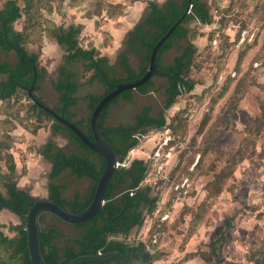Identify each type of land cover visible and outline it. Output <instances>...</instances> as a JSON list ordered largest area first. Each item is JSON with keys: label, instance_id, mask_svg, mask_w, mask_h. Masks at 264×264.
<instances>
[{"label": "rangeland", "instance_id": "rangeland-1", "mask_svg": "<svg viewBox=\"0 0 264 264\" xmlns=\"http://www.w3.org/2000/svg\"><path fill=\"white\" fill-rule=\"evenodd\" d=\"M5 1L0 0V10ZM18 1L23 17L15 29L25 34L26 48L39 55V68L47 71L37 96L54 109L59 96L53 83L66 55L65 48L53 39L58 27H81V46L95 48L113 65L124 48L119 47L126 33L146 17L148 3L162 5L167 0ZM204 1L212 24L194 21L187 25V43L192 42L197 50L189 73L196 85L194 91L164 110L167 80L155 77L153 93L138 96L135 92L137 98L132 102L119 99L123 106L112 119L113 126L129 128L142 109L150 106L153 117L164 115L167 121L165 129H149L138 137V145L126 158L127 164L137 159L147 163L142 187H150L152 196L158 197L156 208L144 211L142 227L134 229L127 242L144 243L151 264H264V0ZM178 54V48L167 52L163 64L172 63ZM129 59L138 72V58L130 55ZM0 60L16 63L13 54L1 50ZM69 68L80 86V101L88 94H103L98 81H89L93 73L87 72L84 64ZM119 72L126 77L122 69ZM25 103L29 109L33 105L32 101ZM76 113L77 119L87 116L86 103H81ZM32 121L29 126L34 137L18 124L12 130L16 141L12 153L19 175L8 179L19 184L20 176L25 175V188L38 179L46 188L51 168L39 154L54 136V128L52 120L43 115ZM36 127L45 130L40 140L35 138L40 132ZM63 145L65 142L59 141L58 146ZM68 153L81 155L72 144ZM0 170L8 173L4 163ZM63 178L67 200L89 194L90 180H79L69 170ZM0 187L6 194L2 181ZM52 221L65 233H73L75 238L79 235L70 224ZM0 223L5 235L17 237L18 216L5 209ZM65 241L63 238L59 245L64 246ZM186 255L191 261L183 263ZM3 259L7 255L0 252L1 263Z\"/></svg>", "mask_w": 264, "mask_h": 264}, {"label": "trees", "instance_id": "trees-1", "mask_svg": "<svg viewBox=\"0 0 264 264\" xmlns=\"http://www.w3.org/2000/svg\"><path fill=\"white\" fill-rule=\"evenodd\" d=\"M190 0H167L164 4L156 2L148 3V13L146 17L131 31L128 32L123 43V50L119 53L115 64H110L107 57L101 56L95 48L85 49L80 44L81 27L71 24L68 27L60 26L54 36L57 45L66 50L65 63L59 70V78L53 83L54 90L58 93V106L54 108L56 113L64 116L69 121L74 120L72 109L75 108L79 99L76 97L79 91V84L76 76L70 70V65L82 63L87 72H92L91 82L98 81L105 87V93L99 95H89L85 98L88 102L89 118L87 121L75 122L85 135L93 140L90 128V117L98 103L114 87L123 82H130L142 78L148 70L153 48L168 33V31L178 22L186 12ZM23 17L22 9L18 0L5 1L0 10V50L5 54H13L16 58L15 64L2 62L0 60V113L4 117L0 120V169L1 163L7 168L8 173L0 170V182L6 190V194L0 187V213L9 210L16 216L26 215L33 207L36 198L18 187L17 182L9 180L8 176H15L16 164L12 153L15 147V139L12 130L16 124L31 130L30 123L39 114L48 117L53 122L56 133L62 134L74 146L78 147L81 155H69L64 148H59L54 142H49L43 152V158L51 166L49 176V200L58 205L68 206L74 212H82L92 202L97 181L90 177L101 176L106 169V161L98 154L87 148L83 142L70 130L55 122L50 114L44 112L37 105L33 104L29 109L26 101H32L29 97V90L34 86V95L41 91V84L47 75L45 69L39 68L40 57L37 53L30 52L26 48V36L22 31L15 29V24ZM212 14L207 2L204 0H192L191 12L184 21L177 27L174 33L163 44L157 60L160 67V74L154 76L150 82L140 87L137 92L147 94L154 87L153 79L160 77L167 80L165 88L166 102L164 110H168L177 103V99L184 94H190L195 89V82L189 77L197 50L192 42H188L190 29L187 25L197 21L200 25H211ZM186 41V45L180 46ZM178 48L179 54L170 64H163V56ZM134 55L140 62L138 72L130 64L129 56ZM119 68L125 74V78L120 76ZM134 91H127L117 98L107 108L100 121V129L104 130V138L113 147L118 160L123 163L137 145V138H131V129L128 128H104V121L107 118L109 108L118 102L119 99L132 100ZM26 99V100H25ZM45 103V102H44ZM152 109L144 107L142 114L137 117V123L143 128L162 130L166 128L167 121L164 115L153 117ZM36 119V118H35ZM36 123V122H35ZM87 123V126L85 124ZM37 131L41 127L35 128ZM142 130L144 136L149 130ZM34 134V133H33ZM70 170L77 179H89L93 182L90 193L86 196L77 195L72 200L63 198L66 190L64 183H57L61 175ZM148 171V165L143 160H133L128 167L120 168L115 177L110 181L107 191V203L105 210L112 218L108 219L104 214H98L92 220L71 225L79 231V235L74 240H67L64 246L59 245L58 240L62 234L57 230L50 229L40 234L41 248L47 264H69L72 260L84 256L95 255L100 252L118 251L127 255L134 250H144L146 246L140 243L138 248L132 249L126 241L112 240V238H127L132 230L141 228L144 220V211L150 212L156 208L158 197L152 196L150 187L141 188ZM216 184V189L220 185ZM125 193V194H124ZM133 194L131 196L130 194ZM217 194L218 191H216ZM20 218V217H19ZM21 225L17 229V237L10 238L3 232V225L0 223V252L7 255L0 264H32L29 255L26 222L21 219ZM196 217L194 219V224ZM146 258L152 259L150 253ZM193 260V259H192ZM191 261V256L186 255L182 262ZM264 263V261H263ZM92 264V263H85ZM94 264H102L100 262Z\"/></svg>", "mask_w": 264, "mask_h": 264}, {"label": "water", "instance_id": "water-1", "mask_svg": "<svg viewBox=\"0 0 264 264\" xmlns=\"http://www.w3.org/2000/svg\"><path fill=\"white\" fill-rule=\"evenodd\" d=\"M191 8L192 0L189 1L186 12L181 19L175 23L168 33L153 48L150 64L145 75L134 81L117 84L114 87V90L108 93L95 107L90 117V128L93 134V140H90L85 133L77 127L75 122L69 121L64 116L58 115L53 108L40 101V99H38L33 93L35 85L29 90V97L33 104L37 105L44 112L50 114L55 122L73 132L87 148L100 155L106 161V169L101 176L89 174L90 177H93L97 181V187L92 202L82 212H74L68 206L58 205L54 201L46 198H37L33 202V207L26 215H19V217L26 222L25 231L27 232L28 249L32 264H47L43 256L40 240V234L44 231L41 222L44 214H49L54 218L72 225L86 223L101 213L107 216L108 219H112L105 210L107 203L106 191L110 181L116 175L118 164L120 162L113 147L103 136L104 130L100 129L101 118L112 102L122 94L127 91H137L140 87L150 82L154 76L160 74V67L157 60L158 53L166 40L171 37L177 27L191 12ZM45 231L47 232L49 230L47 229ZM107 260H118L121 264H127L124 256L117 252L84 255L72 260L69 264L98 263Z\"/></svg>", "mask_w": 264, "mask_h": 264}, {"label": "crops", "instance_id": "crops-1", "mask_svg": "<svg viewBox=\"0 0 264 264\" xmlns=\"http://www.w3.org/2000/svg\"><path fill=\"white\" fill-rule=\"evenodd\" d=\"M166 2V1H165ZM164 2V3H165ZM163 3V4H164ZM146 9V8H145ZM147 11H148V9H147ZM148 13V12H147ZM129 32V31H128ZM128 32L126 33V36H127V34H128ZM119 48H123V42H121V47H119ZM116 62V61H115ZM158 78H160V77H158ZM160 79H163V78H160ZM89 81H90V79H89ZM91 82V81H90ZM95 83V82H94ZM102 85V84H101ZM103 86V85H102ZM167 86V85H166ZM166 86H165V88H166ZM154 88V87H153ZM152 88V89H153ZM151 89V90H152ZM79 91H80V87H79ZM79 91H78V94L76 95V97L79 99ZM99 91V90H98ZM41 92V91H40ZM56 92V91H55ZM102 92H103V94L105 93V87L103 86V88H102ZM101 92V93H102ZM135 92H137V91H134V94L132 95V100L133 99H135ZM57 93V92H56ZM149 93H153L152 91H150ZM149 93H147V94H140L139 92H137V94H138V96H146V95H148ZM58 94V93H57ZM97 94H100V93H97ZM103 94H101V95H103ZM89 95H96V94H88L87 96H89ZM100 95V96H101ZM59 96V95H58ZM86 96V97H87ZM137 98V97H136ZM59 99V98H58ZM122 100H124L125 102H126V100L125 99H122ZM132 100L131 101H127V102H132ZM81 103H86V107L88 108V102L87 101H85V98H84V100L83 101H80L79 100V103H78V105L75 107V108H73L72 109V112H73V114H74V120H73V122H79V121H87L88 120V118H89V114L87 115V116H84V117H81V118H79V119H77V109L81 106ZM54 106H55V104H53ZM123 106V103L122 102H120V100H118V102L117 103H115V104H113L110 108H109V111H108V115H107V118L105 119V121H104V128L105 129H111V128H119V127H115V126H113V123H112V119L114 118V114L118 111V109L120 108V107H122ZM56 107V106H55ZM148 107H150V106H148ZM151 109H152V107H150ZM142 111H143V109H142ZM142 111H141V113L139 114V115H141L142 114ZM139 115H137V117L139 116ZM137 117H136V120H137ZM52 125H53V122H52ZM85 126H87V123L85 124ZM54 128V127H53ZM40 131V132H39ZM38 134H36V136H35V138L37 139V140H40L41 139V133L42 134H44V132H45V130H43V128H41L40 130H38ZM54 132V136L52 137V138H50L49 137V139L46 141V143H44L43 145H42V149H41V152H40V154H39V159H41L43 162H45V163H47L48 165H50V168L52 169V166H51V164L48 162V161H46L44 158H43V156H42V152H43V150H44V148H45V146L49 143V142H54L55 144H56V146L57 147H59V148H64L65 150H66V152L68 153V149H69V146H70V144H71V142L68 140V138L66 137V136H64V135H62V134H58V133H56L55 132V130L53 131ZM25 133H27L28 134V136H33V135H31V133H30V129L29 130H26V132ZM14 133H12V135H13ZM14 136V135H13ZM34 137V136H33ZM14 138V137H13ZM15 139V138H14ZM59 141H63V142H65V145H63V146H58L59 145ZM15 144H16V142H15ZM72 146H74L73 144H72ZM75 147V149L76 150H78V151H80L79 150V148L78 147H76V146H74ZM81 153V152H80ZM69 154V153H68ZM69 155H73V154H69ZM14 156V155H13ZM15 159V158H14ZM15 164H16V174L15 175H17L18 173H19V169H18V161H17V163L15 162ZM51 169H50V172L48 173V176H47V181H48V184L46 185V188H45V185H43V183L38 179V180H35V182H33L32 184H31V187L29 188H25V179H28L25 175H22V176H20L21 178H20V181H19V184H18V187L20 188V189H22V190H24V191H26V192H28L30 195H32L33 197H35V198H46V199H48L49 198V184H50V179H49V176H50V173H51ZM68 171V170H67ZM67 171H65L63 174H65ZM70 171V170H69ZM27 172H28V170H27ZM71 172V171H70ZM63 174L61 175V177L58 179V181H56L58 184L59 183H63ZM19 175V174H18ZM73 176V175H72ZM26 177V178H25ZM82 180H84V179H82ZM87 180V179H86ZM89 180V179H88ZM91 181V180H90ZM92 182V181H91ZM92 187H93V182H92V185H91V188H90V191H91V189H92ZM66 189H67V185H66ZM66 191V190H65ZM90 193V192H89ZM79 195V194H78ZM81 196H84V195H82V194H80ZM77 196V195H76ZM63 198L64 199H66L67 200V198H66V193L64 192V195H63ZM51 216V215H50ZM51 219H53L54 220V222H57V223H66V222H64V221H62V220H60V219H57V218H54V217H50ZM53 222V221H52ZM54 224V223H53ZM68 224V223H67ZM45 231V230H44Z\"/></svg>", "mask_w": 264, "mask_h": 264}, {"label": "flooded vegetation", "instance_id": "flooded-vegetation-1", "mask_svg": "<svg viewBox=\"0 0 264 264\" xmlns=\"http://www.w3.org/2000/svg\"><path fill=\"white\" fill-rule=\"evenodd\" d=\"M130 129H131V135H130V137L133 139V138H137V139H139L138 137H141V136H143L142 134H141V132H142V130H147V129H149V128H143L142 127V124H139V123H137V121H135V123H134V125L133 126H130L129 127ZM126 129H128V128H126ZM129 166V164H127L125 167H120V168H126V167H128ZM120 168H118V170L120 169ZM117 170V171H118ZM117 173V172H116ZM140 187L141 188H143L142 187V184L140 185ZM28 193V192H27ZM125 194V193H124ZM131 196H133V194L131 193L130 194ZM35 198V197H34ZM37 199V198H36ZM50 217H52V216H50L49 214H44V216L42 217V219H41V222H42V226L43 225H45V229H43V230H50V229H54V230H57L59 233H61L62 234V238H60V240H58V242L57 243H59V241H61L63 238H65V240L67 241V240H74V239H76L75 237H73V233H71V234H69V233H65L62 229H60L58 226H56V225H54L53 223H52V219L50 218ZM20 219V218H19ZM21 221V220H20ZM20 225H21V223H20ZM19 225V226H20ZM72 225V224H71ZM18 226V227H19ZM18 227H17V229H18ZM73 228H74V226H72ZM133 231V230H132ZM132 233V232H131ZM131 235V234H130ZM129 235V236H130ZM128 236V237H129ZM128 237L127 238H124V237H122L121 236V238H112V240H119V241H126V243L129 245V247L130 248H132V249H135V248H138V246L140 245V243H131V242H127V239H128ZM66 241H65V243H66ZM113 252H117V253H119V254H121L120 252H118V251H111V252H100V253H102V254H107V253H113ZM100 253H98V254H100ZM149 252L146 250V249H144L143 251L142 250H134V251H132V253H128L127 255H124V254H121L122 256H124V258L126 259V261H127V264H151V262L146 258V256H147V254H148ZM100 263H102V264H121L118 260H107V261H104V262H100ZM92 264H94V263H92Z\"/></svg>", "mask_w": 264, "mask_h": 264}, {"label": "built area", "instance_id": "built-area-1", "mask_svg": "<svg viewBox=\"0 0 264 264\" xmlns=\"http://www.w3.org/2000/svg\"><path fill=\"white\" fill-rule=\"evenodd\" d=\"M129 161V159H126V160H124V162L123 163H119L118 164V168H120V167H125L126 165H127V162Z\"/></svg>", "mask_w": 264, "mask_h": 264}]
</instances>
